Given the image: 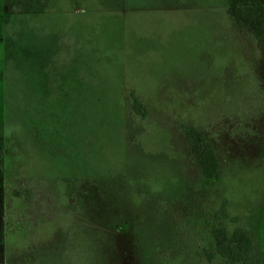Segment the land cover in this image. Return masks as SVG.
<instances>
[{
  "label": "rangeland",
  "instance_id": "374dc122",
  "mask_svg": "<svg viewBox=\"0 0 264 264\" xmlns=\"http://www.w3.org/2000/svg\"><path fill=\"white\" fill-rule=\"evenodd\" d=\"M4 147L0 264H222L214 224L264 256V38L228 0H0Z\"/></svg>",
  "mask_w": 264,
  "mask_h": 264
},
{
  "label": "trees",
  "instance_id": "16d2710c",
  "mask_svg": "<svg viewBox=\"0 0 264 264\" xmlns=\"http://www.w3.org/2000/svg\"><path fill=\"white\" fill-rule=\"evenodd\" d=\"M228 6L236 25L246 28L256 40L264 38V5L260 0H228ZM133 106L135 111L142 112L138 101ZM182 131L197 170L198 180L208 186L220 178V162L216 150L195 127L182 125ZM15 152L14 149L4 147L0 151V161L3 158H12ZM22 176L26 175L23 173ZM22 189L21 193L28 192L27 188ZM210 236V244L205 249L209 261L218 256L222 264H264V256L257 252L254 239L248 230L236 228L230 232L223 225L214 224L210 227Z\"/></svg>",
  "mask_w": 264,
  "mask_h": 264
}]
</instances>
